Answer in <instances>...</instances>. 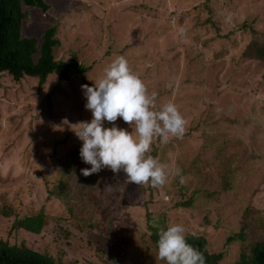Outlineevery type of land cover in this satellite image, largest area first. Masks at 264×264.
Segmentation results:
<instances>
[{
    "label": "rangeland",
    "instance_id": "rangeland-1",
    "mask_svg": "<svg viewBox=\"0 0 264 264\" xmlns=\"http://www.w3.org/2000/svg\"><path fill=\"white\" fill-rule=\"evenodd\" d=\"M46 3L45 13L25 9L22 35L40 46L44 30L57 27L54 58L87 67L89 86L124 56L158 106L178 107L187 121L183 138L154 139L149 154L181 169L186 183L169 176L153 188L110 169L85 177L81 169L91 165L80 158L82 141L72 130L92 119L80 76L61 85L51 76L41 89L36 79L17 84L4 76L0 212L7 206L10 216L0 215V241L62 264H166L150 228L180 224L185 236L206 240L208 253H223L219 264H238L242 251L249 255L264 239V61L244 56L254 39L264 40V0ZM115 124L134 131L122 118ZM40 213L39 234L12 227ZM242 226L244 242H227Z\"/></svg>",
    "mask_w": 264,
    "mask_h": 264
},
{
    "label": "clouds",
    "instance_id": "clouds-1",
    "mask_svg": "<svg viewBox=\"0 0 264 264\" xmlns=\"http://www.w3.org/2000/svg\"><path fill=\"white\" fill-rule=\"evenodd\" d=\"M81 88L92 119L72 125V130L82 141L80 158L91 165L81 169L85 177L110 169L117 174L123 171L128 183L153 188L164 186L169 176H178L180 184L186 183L181 169H170L149 153L154 139L163 144L170 137L182 139L187 121L174 103L157 105L156 93L149 94L124 56H117L105 68L103 78ZM118 118L134 131L118 127ZM105 121L112 127H105ZM104 190L110 191L111 185L105 184ZM157 228L159 260L166 264H206L203 253L187 243L183 225Z\"/></svg>",
    "mask_w": 264,
    "mask_h": 264
},
{
    "label": "trees",
    "instance_id": "trees-1",
    "mask_svg": "<svg viewBox=\"0 0 264 264\" xmlns=\"http://www.w3.org/2000/svg\"><path fill=\"white\" fill-rule=\"evenodd\" d=\"M35 8L45 13L49 9L46 0H0V85L4 76L11 77L14 83H19L23 78L37 80V87L41 89L47 79L57 76V84L69 82L71 74L80 76L83 83L87 84L85 73L87 67L81 66L75 59L63 61L54 58V52L59 47L57 38V27H49L44 30L40 46L38 40L33 36L22 35V29L28 16L25 9ZM253 31V30H252ZM254 34H256L253 31ZM38 54L37 59L34 56ZM244 56L249 59L264 61V40L254 39L244 50ZM150 155L156 157L155 152ZM46 182V181H45ZM48 195L54 192L46 188ZM63 198L66 195L60 192ZM190 206V203L185 204ZM8 207L3 206L0 215L8 218ZM12 227H18L31 234H39L43 227V214L26 217L17 220ZM241 227L239 233L228 238L227 242H244L245 230ZM150 239L153 246L158 250L157 241L159 239L157 227H152ZM166 230V228H165ZM187 243L197 248L204 255L206 264H219L223 259V253L210 254L205 249L206 240L203 237L187 235ZM97 252L100 251L97 249ZM97 254V257L98 253ZM158 254V253H157ZM94 255V254H93ZM242 251L238 264H264V239L254 243L249 249V255ZM0 264H62L54 260L51 256L39 253L23 245H11L8 242L0 241Z\"/></svg>",
    "mask_w": 264,
    "mask_h": 264
}]
</instances>
